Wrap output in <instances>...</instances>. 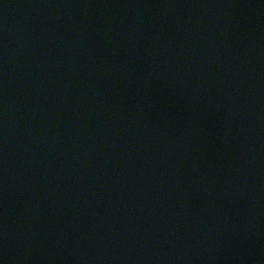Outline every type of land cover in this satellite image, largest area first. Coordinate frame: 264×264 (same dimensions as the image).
<instances>
[{
    "label": "water",
    "instance_id": "95a60500",
    "mask_svg": "<svg viewBox=\"0 0 264 264\" xmlns=\"http://www.w3.org/2000/svg\"><path fill=\"white\" fill-rule=\"evenodd\" d=\"M0 264H264V0H0Z\"/></svg>",
    "mask_w": 264,
    "mask_h": 264
}]
</instances>
